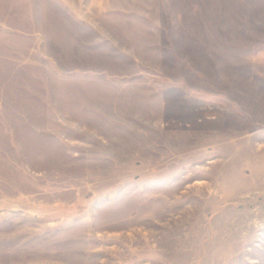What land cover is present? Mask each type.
I'll return each instance as SVG.
<instances>
[{"label": "rangeland", "instance_id": "rangeland-1", "mask_svg": "<svg viewBox=\"0 0 264 264\" xmlns=\"http://www.w3.org/2000/svg\"><path fill=\"white\" fill-rule=\"evenodd\" d=\"M0 264H264V0H0Z\"/></svg>", "mask_w": 264, "mask_h": 264}]
</instances>
